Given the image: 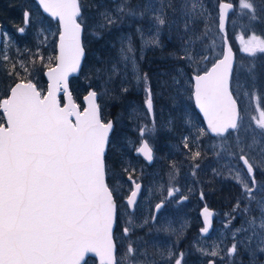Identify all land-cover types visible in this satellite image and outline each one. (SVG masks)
Masks as SVG:
<instances>
[{"label":"snow or ice","instance_id":"snow-or-ice-1","mask_svg":"<svg viewBox=\"0 0 264 264\" xmlns=\"http://www.w3.org/2000/svg\"><path fill=\"white\" fill-rule=\"evenodd\" d=\"M35 2L42 10L41 14L46 13L57 22L54 34L56 51L47 58L45 65L50 81L46 94L30 78L26 63L11 61L6 52L0 53V77L8 81L3 84V95L0 96V264H82L89 253L99 257V264H141L140 257L146 254L140 253L132 242L128 243L120 259L116 258L121 246L116 230L119 229L121 237H128L135 226L131 218L121 224L119 209L121 206L132 208L141 189V184L134 179L135 169L123 166L118 171L115 164H110L108 152L116 122L106 118L98 103L101 93L91 85L79 103L69 87V77L81 73L88 59L89 24L83 14L81 0ZM188 3L189 0H184L181 8L186 18L205 14L202 4L201 11L197 12L195 6L189 9ZM167 6L175 8L171 0ZM238 6L249 10L245 15L250 14L251 21H258L255 0H238ZM153 7L152 0L143 7L138 4L136 9L131 7L130 0H120L115 6V14L104 7L98 13L97 30L92 35L100 39L104 31H111L122 24L124 16L143 19ZM233 8V3L218 0V27L221 32L225 30L227 13ZM159 11L160 14L151 17L152 27L148 31L153 35L146 38L143 29H136L141 50L160 45V30L167 25V20L163 6ZM259 11L264 13V0H260ZM32 16L30 9L24 11V26L18 28L19 33L25 32ZM185 30H188L187 22ZM239 44L242 46L240 51L250 57L264 54V35L254 31L247 38L241 35ZM136 51L130 36L121 37L116 58L100 61L108 66L97 68L95 72L107 74L104 94H108V84L117 77H123L119 87L123 94L129 91L125 85L130 67L136 83L145 84L144 105L147 113L152 114V89L147 74L141 75L138 70ZM33 56L43 61L39 51ZM180 58L191 64L195 104L203 113L207 129L226 140L225 134L236 130L238 121L243 120L231 87L232 47L221 49L215 61L203 53L194 55L187 50ZM29 62L35 63L34 60ZM202 62H211V67L201 69ZM252 88L255 89V84ZM251 119L258 129L264 130V110H259V115ZM146 131V128L140 129L141 137ZM201 131L198 130L193 138L197 142ZM187 141L185 138L183 146L190 149ZM251 147L237 138L226 149L229 157L238 162V166L228 169L230 178L241 188L233 207L237 214H249L252 202L257 201L254 193L264 194V181H258L255 175L257 170L264 173V159L254 162L245 150ZM221 148L225 150L223 142ZM136 152L148 162L153 160L152 148L146 140ZM200 157L199 148L190 152L191 160L196 161ZM192 167V175L195 176L200 165L194 163ZM213 171L220 174L215 169ZM122 173L131 185L130 195L126 197L121 196L125 184ZM177 191L169 189L168 196H174ZM257 203L259 222L253 217L246 221L247 228L236 229L233 235L235 242L226 251L218 250L219 245L211 250L197 249L202 256L214 258L207 264H216L215 258L222 264L225 261L234 264L233 258L239 254L240 248L248 251L250 264H258L259 255L264 254V201ZM241 204H244L243 208ZM162 207L163 201L156 204V212ZM202 215L205 227L201 231L207 233L213 213L205 206ZM156 219L153 215L152 220ZM147 223L145 220L144 224ZM241 232H251V235L240 240L236 233ZM160 256L163 264H186L185 253L176 251L175 246L166 248Z\"/></svg>","mask_w":264,"mask_h":264},{"label":"rangeland","instance_id":"rangeland-1","mask_svg":"<svg viewBox=\"0 0 264 264\" xmlns=\"http://www.w3.org/2000/svg\"><path fill=\"white\" fill-rule=\"evenodd\" d=\"M222 1L235 4V8L229 17L226 34L231 40L238 58L232 79V90L240 105V115L243 117V120L239 122L238 129L230 132L226 136V140L222 137L213 138L209 135L202 120L199 119L192 100L191 76L194 73L190 62L180 58L185 54V50L194 55L203 53L209 56L211 61H215L219 57L224 44L223 35L218 29V0H189V9L195 6L196 11L199 12L202 4L205 10L203 16H190L189 18H186L181 12L184 0H171L176 11L172 14L173 20L176 19L179 28L176 32V40L169 37H167V40L163 35L165 29L163 27L159 34L160 45L158 47H145L143 50H141V40L136 29H143L146 38L153 35L152 32L148 31L152 27L151 17L153 14H160L161 6H163V13L168 23L167 16L172 8L167 6L168 0H152L153 10L147 13L143 19L124 16L122 24L113 27L111 31H104L100 39H96L92 35L97 30L98 13L103 11L104 7H107L115 14V6L120 3V0H87L86 11H83L89 24L87 36L88 59L81 74L69 79V87L78 103L90 90V85L91 88L101 93L98 103L104 110V115L107 119L116 122L110 145L112 164L116 165L118 171L123 166L135 169L134 179L146 185L145 194L144 196L142 194L141 201L135 208L136 210L132 213L129 208L121 206L122 213H120L121 218H124V222L131 218L137 225L134 228L138 237V245L135 248H138L140 253L146 254L140 257L141 264H163L160 253L173 246H175L176 251H179L180 237L184 235L185 231L192 225L200 227L197 217L191 215L193 209L189 205L171 206L169 210L159 213L157 220L153 221V209L157 203L159 193L167 195L169 189H176L177 187L183 189L184 185L188 183L192 189L194 188V190H189L190 193L194 194L196 198L199 192L203 193V199L209 205V195L205 190V186L210 181L215 183L214 180H218L220 177L221 180L233 182L237 185L238 190L235 191L237 200L241 188L235 180L230 178L228 169L229 167L238 166V162L229 157L226 149L239 138L246 145H252L251 149L246 148L245 150L249 152L250 158L254 162L264 159V130L258 129L255 121L251 119L252 116L259 115V110H264V54L250 57L240 51L242 46L239 44L241 35L247 38L253 31L258 35H264V13L259 11L260 0H255L256 15L259 19L253 22L249 19L250 14L245 15L249 10L239 9L238 0ZM2 2L4 3L2 8L5 9L6 13L12 11L20 22L13 18H9L12 23L9 22L10 20H0L3 36L1 53L6 52L11 61L26 63L31 73L30 78L40 87L42 92L46 93L47 83L44 72L47 67L45 65L47 64V58L54 55L56 51V37L54 34L57 31V22L41 14L40 9L33 0H5ZM147 2L148 0H130V5L133 9H136L138 4L143 7ZM28 9L33 13L32 22L21 34L18 32V28L24 26L23 13ZM139 10L137 9V11ZM186 22L188 23L187 31L185 30ZM168 28L171 30L173 26L170 25ZM205 32H207L206 36L204 35ZM124 36L132 38L137 50L138 70L141 75L147 74L149 86L154 87L151 74L146 72L144 65L148 66L146 60L151 52L167 54V58L170 60L169 64L175 73L161 72V74L164 73L162 87L155 90V94L157 91L165 92L166 96H161V93L158 92V97H154L155 104L152 114L147 113L144 105L145 84L143 82L139 85L136 83L130 67L127 70L125 85L129 88V91L123 94L119 92L120 80L123 77H117L111 84H108V94H104L107 74H97L95 72L97 68L108 66L101 64L100 61H109L116 58L120 47V38ZM93 38L96 41L108 38V48L103 52L108 57H104L97 49L91 48L90 43ZM164 45H168L169 49L166 50L163 47ZM95 47H97V44ZM37 51L43 56V61L33 56V53ZM141 56L143 58L139 59ZM30 60H34L35 63H30ZM210 65L211 62H202L201 69ZM120 67L123 71V66ZM250 79L256 83L255 89L252 88L253 84L249 81ZM4 83H8V81L0 77L2 94ZM171 86L172 92L168 93ZM114 105H117L115 108L116 114L111 117L110 111ZM170 106L174 112L169 109ZM176 122L181 124V130L177 126L176 131ZM141 128L147 129L143 137L140 135ZM198 130H202L199 142L193 139L196 137ZM185 138H188L187 142L190 145V149H186L188 152L184 150L183 146ZM143 140H146L155 151L156 161L152 165H149L136 152ZM254 140L256 141L255 144H253ZM222 142L225 150L221 148ZM197 148L201 151V157L193 161L190 159V152L195 151ZM176 154L180 155L178 166L172 168L159 161L163 156L172 158ZM194 163L200 165L195 176L192 175V165ZM188 164L191 165V168L186 171V165ZM214 169L220 174L214 173ZM122 175L125 184L121 189V196L126 197L130 192L131 185L130 182H126V175L123 173ZM255 175L258 181H264V173L257 170ZM254 195H256L257 201H264V194L257 192ZM257 201L252 202L249 214H237L233 212V209L232 212L224 213L219 208L213 209L211 207L215 211V231L208 238L201 239L200 235H196V246L211 250L213 246L219 245L218 250L226 251L235 242L233 235L236 229L247 228L246 221L253 217L257 218V223L259 222L260 212ZM243 207L244 204H241V208ZM175 215L178 217V221ZM241 215L245 218L248 216V218L244 220L240 218ZM233 216H235V219H232ZM145 220L148 221L147 224H144ZM140 225H143V227H140ZM155 233H158L157 239H153ZM236 235L240 240H244L251 235V232H241L236 233ZM162 236L166 237L164 242L161 240ZM247 252L244 250V255ZM240 254L239 251V254L234 258H238ZM119 259L120 256H117V260ZM209 259L214 258L195 253L188 255V262H204ZM224 263L228 262L225 261ZM92 264H95L94 260Z\"/></svg>","mask_w":264,"mask_h":264},{"label":"trees","instance_id":"trees-1","mask_svg":"<svg viewBox=\"0 0 264 264\" xmlns=\"http://www.w3.org/2000/svg\"><path fill=\"white\" fill-rule=\"evenodd\" d=\"M2 1L5 0H0V20L2 21H8L10 20L9 18H13L16 21L20 20L13 14L12 11H10V13H6L5 9L2 8V6H4V3ZM82 6H83V11H86V5H87V0H81ZM175 9L171 8V10L169 11V14L167 16V19L169 20L167 23V26H165V34L169 37V38H173V40H176V32L179 29L178 28V24L176 23V19L173 20V16L172 14L175 13ZM9 22L12 23V20H10ZM172 25L173 29L169 30L168 26ZM229 38V37H228ZM88 40V37H87ZM168 40V39H167ZM230 43L231 40L229 39ZM108 38L105 39H101L100 41H96L94 38L91 40V48L93 49H97L98 51H100L99 53H101L104 57H108L106 53H103L107 48H108ZM97 44V47H95V45ZM231 46L233 47V44L231 43ZM102 47V48H101ZM163 47L166 48V50H168V45H164ZM234 49V47H233ZM235 51V50H234ZM159 53V52H158ZM158 53L156 52H151L150 55L147 57V65H144V68L146 70V72L148 74H151L152 77V83L154 87H151L152 89V93L153 96L158 97L157 94L159 91L156 92L155 94V90H158L159 87H162V81H163V77H164V73L161 74V72H165L167 74H175L172 67L170 66V60H168L167 58V54H161L160 56L158 55ZM164 60V61H163ZM238 63V58L236 55V64ZM192 79V78H191ZM252 84L256 83L250 79L249 80ZM264 81V80H263ZM262 81V82H263ZM3 82V81H2ZM258 85V84H257ZM177 88V86H176ZM172 92V86L169 88L168 93ZM161 93V92H159ZM3 94L1 93V84H0V96H2ZM165 95V92L161 93V96ZM117 107V105H114L112 110L110 111V116L113 117L116 114L115 108ZM169 109L171 111L174 112L173 108H171V106L169 107ZM195 109V107H194ZM103 113L104 110L102 109ZM199 119L200 115L198 114ZM177 121H179L178 119H176ZM176 126V131H177V126L180 127L181 130V124L176 122L175 124ZM182 132V131H181ZM175 137V136H174ZM109 158H110V164L113 163V159H112V153H111V149L108 152ZM179 158L180 155L176 154L173 155L172 158H167V162H169V164L173 165V166H178L179 165ZM215 183H212L211 181L208 182L205 186V190L208 193L209 197H208V201H209V205L212 208H219L221 210H223L224 213H228V212H232V209L236 203V198H235V191L238 190L237 185L234 184L233 182H229V181H225V180H221V178L219 177L218 180H214ZM231 198V199H230Z\"/></svg>","mask_w":264,"mask_h":264},{"label":"flooded vegetation","instance_id":"flooded-vegetation-1","mask_svg":"<svg viewBox=\"0 0 264 264\" xmlns=\"http://www.w3.org/2000/svg\"><path fill=\"white\" fill-rule=\"evenodd\" d=\"M38 88L40 89L39 86H38ZM153 101H154V96H153ZM213 138H216V137H213ZM184 150H186V149L184 148ZM186 152H188V150H186ZM167 157L168 156H163L159 161L162 164L170 166V167L173 168V165L172 164L170 165L169 162H167ZM155 161H156V159H155V151H154V162L153 163H155ZM190 168H191L190 164L186 165V171H188ZM142 185H143V190H142V193H141V197H142V194L144 196L145 188H146V185L143 182H142ZM176 189H178L179 191L175 192V195L172 196V197H169L168 194L167 195L160 194V193L158 194L157 203L156 204L161 203L163 201V207L160 209V211L158 213L156 212V208L154 207L153 215H155L157 217L159 213H163V212L169 210L171 206L178 207V206H183V205H189L191 207V209H193L191 211L192 212L191 215H195L197 217V221L200 224V227H198L196 225H192V226H190L187 229V231H185L184 235H182L180 237V250H179V252L185 253L184 259L186 260V264H207L208 260L204 261V262L203 261L202 262H198V261L197 262H188V255L190 253H195L197 255H200V252L197 251V249L201 248V247L200 246H196V240H197V236L196 235H200L201 239L208 238V237L213 235V233L215 231V222H216V220H214L212 231L210 232V234L208 236H203L202 233H201V229L204 228L203 219H202V216H201V210L205 206H207L210 209H212V208L205 202L206 200L201 198V193L200 192L197 194V198L195 197L194 194L190 193L189 190H194V188L192 189L190 187V185H188V183H186L184 185L183 189L180 188V187H177ZM195 190H196V188H195ZM129 194H130V192H129ZM141 197H140V199H141ZM184 197H187V199H184ZM140 199H139V202L141 201ZM118 203H121V202L118 201ZM119 211H120V213H122V208L121 207H120ZM175 217H176V215H175ZM189 217H192V216H189ZM176 218H177V221H178V217H176ZM240 218L246 220L248 218V216H246V218H245V217H243L241 215ZM120 222H121V224H123L124 223V218H121ZM133 223H134L135 226L133 227V230L129 233L128 237H120L119 229L116 230L117 231V240H118V242L121 245L119 247L118 252L116 253V258H117V256H121L122 255L124 249L127 247L129 242H132L133 247H137V245H138L137 233L134 231V228H136L137 225H136L135 222H133ZM156 234H158V233L153 234V239H155L154 236ZM162 237H161L162 238L161 240H162V242H164L166 237H164V236H162ZM239 251H240L241 254H240V256L238 258H236V259L234 258L233 259L234 260V264H250L249 253L247 252L244 255V248H240ZM160 259H161V256H160ZM93 260H94L95 264H98L97 259L94 256H89L86 259V261L84 262V264H92ZM216 264H221V261L219 259H216ZM224 264H228V263H224ZM258 264H264V254L259 255Z\"/></svg>","mask_w":264,"mask_h":264},{"label":"water","instance_id":"water-1","mask_svg":"<svg viewBox=\"0 0 264 264\" xmlns=\"http://www.w3.org/2000/svg\"><path fill=\"white\" fill-rule=\"evenodd\" d=\"M35 1V0H34ZM222 2H225V1H222ZM226 3H228V2H226ZM37 4V3H36ZM232 10L233 9H230L229 11H228V13H227V15H226V19H225V30H226V28H227V25H228V19H229V15H230V13L232 12ZM41 12H42V10H40ZM44 15H46V16H48L46 13H44ZM49 17V16H48ZM49 18H51V17H49ZM52 19V18H51ZM52 20H54V19H52ZM55 21V20H54ZM225 30L223 31V32H221L220 30V32L223 34V42H224V50H226L227 49V47H229V46H231L230 45V42H229V40H228V37H227V35H226V33H225ZM1 33H2V29L0 28V46H1V43H2V39H1ZM233 49V48H232ZM233 53H234V60H233V71H234V67H235V52H234V50H233ZM80 73H78V74H73L72 76H78ZM44 76H45V79H46V81H47V87H48V84H49V80H48V76H47V70L44 72ZM72 76H70L69 77V79L72 77ZM232 76H233V73H232ZM231 85H232V79H231ZM232 87V86H231ZM193 92H194V80H193ZM234 98H235V96H234ZM236 99V98H235ZM193 101H194V105H195V109H196V111L199 113V115L201 116V118H202V120H203V122H204V124H205V127H206V129H207V122H206V120L204 119V117H203V113H201L200 112V110H199V108L196 106V104H195V99H194V95H193ZM238 107H239V104H238ZM240 109V108H239ZM239 122V121H238ZM230 131H235V130H230ZM207 132L211 135V136H215V134H212V133H210V131L207 129ZM227 134V133H226ZM225 134V135H226ZM153 151V150H152ZM139 155V154H138ZM148 164H152L153 162H154V158H153V160L151 161V162H148L142 155H140ZM141 184V183H140ZM142 189H143V185L141 184V189H140V192L138 193V196H137V202H136V204L138 203V201H139V199H140V196H141V193H142ZM136 204L134 205V206H132V208H129L131 211H134L135 210V206H136ZM205 208V207H204ZM203 208V209H204ZM208 208V207H207ZM203 209L201 210V216H202V219H203V224H204V227H205V223H204V217H203V215H202V213H203ZM209 209V211L210 212H212L213 213V215L211 216V218H210V224H209V228H208V232L207 233H204V232H202L201 231V233H202V235L203 236H208L209 234H210V232L212 231V228H213V223H214V218H215V211L213 210V209H210V208H208ZM88 256H94L96 259H97V262H98V264H99V257H97V256H95V254H93V253H89V254H86V256H85V260H86V258L88 257ZM85 260H84V262H85ZM84 262H82V264L84 263Z\"/></svg>","mask_w":264,"mask_h":264},{"label":"bare ground","instance_id":"bare-ground-1","mask_svg":"<svg viewBox=\"0 0 264 264\" xmlns=\"http://www.w3.org/2000/svg\"><path fill=\"white\" fill-rule=\"evenodd\" d=\"M163 35H164V37L167 39L168 36L165 34V30H164V34H163ZM157 237H158V234H156V235L154 236L155 239H156Z\"/></svg>","mask_w":264,"mask_h":264}]
</instances>
